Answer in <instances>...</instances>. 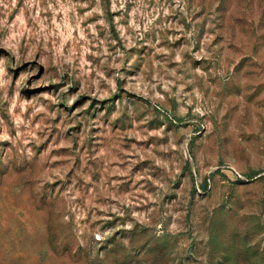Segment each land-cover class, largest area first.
Wrapping results in <instances>:
<instances>
[{"label":"rangeland","instance_id":"1","mask_svg":"<svg viewBox=\"0 0 264 264\" xmlns=\"http://www.w3.org/2000/svg\"><path fill=\"white\" fill-rule=\"evenodd\" d=\"M263 176L264 0H0V264H264Z\"/></svg>","mask_w":264,"mask_h":264},{"label":"trees","instance_id":"2","mask_svg":"<svg viewBox=\"0 0 264 264\" xmlns=\"http://www.w3.org/2000/svg\"><path fill=\"white\" fill-rule=\"evenodd\" d=\"M259 173H256L254 176H257ZM264 177V176H263ZM202 189H204V191L207 190V180H204V183L202 184ZM146 229H144V233L147 234L149 231L147 230L148 227H145ZM147 232V233H146ZM169 232L165 229H161V233H159V230L158 232H156L155 234H153V236L156 238V240L160 243V242H163L166 241V239L168 238L169 236ZM120 247V245H116L114 244L112 250H110L109 252H114L115 250L117 251H120L118 248ZM160 251V246H156V247H151L149 248L148 250H143V254H146V253H150V254H157L158 255V252ZM148 256V255H147ZM122 264V263H121ZM124 264H128L127 262H125Z\"/></svg>","mask_w":264,"mask_h":264}]
</instances>
